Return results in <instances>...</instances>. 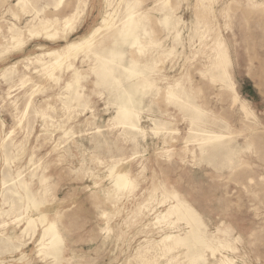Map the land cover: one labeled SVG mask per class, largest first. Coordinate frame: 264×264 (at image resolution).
<instances>
[{"label":"rangeland","instance_id":"1","mask_svg":"<svg viewBox=\"0 0 264 264\" xmlns=\"http://www.w3.org/2000/svg\"><path fill=\"white\" fill-rule=\"evenodd\" d=\"M112 1L116 24L126 9L119 0ZM166 1L138 0L135 4L133 12L147 17V33L144 28L138 30V35H144H140L141 44L127 49L122 61L128 59L124 62L128 66L131 62L146 65V78L155 81V89L143 98L145 133L140 134L112 121L117 109L113 91L97 80L94 54L81 52L75 61L74 57L67 61L78 68V82L64 71L65 66L47 79L34 58L41 52L39 45L45 46L44 51L79 40L100 17L94 4L87 7L82 24L67 41L51 42L26 33L35 15L27 2L16 6L18 0H0V240H5L0 241V264L52 262L39 252L42 226L35 235L22 234L25 209L14 208L13 213L10 203H1L7 190L20 187L21 179L43 202L40 209L64 238L62 264H190L186 247L164 251L160 244L166 234L183 236L187 231L185 222H177L176 217L157 222L174 202L166 198L174 191L199 213L209 235L221 227L233 229L231 234L239 237L232 242L236 249L224 252L225 256L236 264H264V0L167 1L182 20L178 39L176 30L163 28L158 21ZM77 4L78 0H64L59 11L49 7L41 17L53 20L71 15ZM101 4L98 0L97 8ZM12 23L25 31L24 50H16L9 42L7 30ZM113 29L102 30L98 40ZM221 41L227 48L234 88L251 115L241 111L232 92L216 78L221 71L214 68ZM110 63L126 86L122 63ZM177 82L182 84L174 86L180 101L166 93L167 86ZM68 83L72 86L67 87ZM75 92L80 95L73 99ZM192 101L210 120L230 126L217 130L240 145L237 164L219 167L208 161L210 153L201 151L190 113L180 110L183 102ZM157 119L165 123L159 130H155ZM114 167L128 173L132 190L115 191L110 174ZM16 245L18 249H13ZM206 254L209 264L221 263L219 254Z\"/></svg>","mask_w":264,"mask_h":264},{"label":"bare ground","instance_id":"2","mask_svg":"<svg viewBox=\"0 0 264 264\" xmlns=\"http://www.w3.org/2000/svg\"><path fill=\"white\" fill-rule=\"evenodd\" d=\"M97 1L98 0H78L77 9H75V11H73L71 13V15H66V16H61V17L58 16L53 20H51L49 18H42L41 13H43L49 7H53V9L55 11H59L61 9V6H62L64 0H32V1L31 0H18V3L16 4V6H18L19 4H24V2H27L31 6V8L33 10H35L33 23H31L30 26H27V32L26 33L29 34L28 36H30L36 40H40L42 38L44 40L56 42L58 40L67 41L68 36L70 34H72L73 32H75V30H77V28H76L77 25L79 23L82 24V22H83L82 19H83V16H85V14H86L87 7L91 3L94 4L93 7H95V9L99 11L98 16H100V17H98L94 20V23H93L94 26H92V28L91 27L88 28L79 40L72 41V42L68 41L62 47L53 48V49L44 50V51H42V50L44 49L45 46L39 45L37 48L39 50H41V52L34 58H36V62L41 63L43 69L45 70V75H46L47 79L48 78L52 79L54 76L55 70L62 69L63 66H65L64 71L66 70L65 72L71 73L72 77H74L73 78L74 81L78 82V81H80L79 80V76H80L79 70L75 66V64L72 63L71 61L72 60L75 61L77 59V55L81 52H85V53H87V55L89 53L94 54V57L97 59L96 61H98V67L96 68L97 80L99 81V83L110 88L113 91L114 104H115V106H117V109L115 111L116 116L114 115V118H112V121H116L118 123V125H121L126 129H130V132L132 130H134L140 134H144L145 130L141 126V122L143 119V113L145 112L143 98L146 96V94L148 92L153 91L155 89V88H153L155 81L149 82L148 79L146 78V74L144 72L146 70V69L144 70L146 65L145 66L139 65L137 63L131 62V64L128 66L127 64H124V62L128 60L127 58H126L127 60H125L123 63H122V61L125 57V53H126L127 49L133 48L135 46H139L141 44L140 35L142 34V32L139 33L140 35H138L137 32L140 28L142 30V28L146 27L145 22H147L146 21L147 17L145 14L139 15V13H138V15H137V13L133 12V7L138 2V0H119L120 1L119 4H125V9H126V12L124 11L125 17L123 15L124 18L120 19L118 22H116V24H114L115 23V21H114L115 16H114V13L112 12L113 1L112 0H102L101 7L98 6L99 8H97V6H96ZM167 1L169 2L170 0H167ZM167 1L163 2V5L161 6V9H160L161 18L158 19V21H160L162 23V25H164L163 28H166L165 26H167L168 28L170 27V28L176 30V36L175 37H177V39H178L179 35H180V31L177 29V27L181 24L182 20L180 17H177L175 15L173 9H171L169 7V4ZM124 12H122V13H124ZM36 19H37V21H36ZM81 20H82V22H81ZM98 21H99V23L101 22L99 25L97 24ZM57 25H60V26H57ZM104 29H113V30L105 38L98 40V36L101 34L102 30H104ZM143 31L145 33H147V30L145 28ZM7 32H8L10 44H12L13 47L16 48V50L18 49V51L24 50L23 48L26 45V41L23 39V35L25 34L24 33L25 31L22 28H20L17 24L12 23L8 27ZM142 36H144V35H141V37ZM150 38H151V36H150ZM148 40H150V39H148ZM176 41L177 40H175V42ZM219 47L220 48H219L217 55H216V61L214 63V68L215 69H221V71L218 73L216 78H218L220 81L224 82V87L228 88L232 92L231 94L233 95L232 96L233 102H235V103L239 102L241 111L245 112V114L247 116L251 115L252 114L251 109L245 103V101H243L241 99V97L239 96V94L237 93V91L234 88V82L232 80L231 73L228 71L230 60L227 56V48L225 46V43L222 41L219 42ZM139 50H140V48H139ZM43 57H47L48 60L44 59ZM72 57H74V58L72 60H70V62L67 63V61L69 59H71ZM111 61H116V62L122 63L120 65L123 68L122 70H123L124 75H125L124 77H125V80L127 81L126 86L123 85V81L120 80L122 78L120 73H118V74L121 76V78L120 77H119L120 79L118 78V76L116 74L117 69L110 67ZM129 62H130V60H129ZM148 70H150V69L148 68ZM120 72H121V70H120ZM203 73H206V72H203ZM0 79H1V77H0ZM58 79H59V77H58ZM180 82H177L176 84L174 83L172 85H168L166 88V93L168 94V96L170 98H176L177 101L178 100L180 101L181 97L175 93L176 87H174V86H177V87L182 86V84ZM71 86H72V83L67 84V87H71ZM104 86H103V89H105ZM148 86H149V89L147 88ZM74 88H75V85H74ZM78 93L75 92V94H73V99L77 98L80 95V94L77 95ZM99 93H101V92H99ZM183 93L186 95V97H188L187 92L185 90ZM112 98L113 97H111V99ZM187 100H189V99L187 98ZM78 103L80 105V102H78ZM172 103H170V104L172 105ZM82 106H84V105L82 104ZM111 107H113V106H111ZM78 108H79V106H78ZM180 108L179 109L183 110V112L188 111L190 113L189 116L192 118L193 124L196 126L195 131L197 133H199V134H197L198 139H199L198 141L200 142V144L198 143L199 147L203 153L207 152V151L210 153V158L208 155H207L208 158L207 157L206 158L208 159V161H210L211 164L213 161L216 162L215 166L219 165V167L223 166V165H227V164H229L230 166L237 164L238 161H237L236 157L240 151V145L238 143H233L232 140L230 139V137H228L229 136L228 134H224V133H222V131L217 130L219 128L227 129L230 126H228L227 124L220 126L214 120H210L208 118V113L200 105L193 104V101H192V103L183 102L181 104ZM114 110H115V108H114ZM149 110H150V108H149ZM33 113H32V115H33ZM186 115H188V114H186ZM190 117H189V119H190ZM43 119H46V117ZM46 120H48V119H46ZM117 123H115V124H117ZM154 124H155V130L156 129L159 130L161 128V126H165V123L158 121V119L154 120ZM50 125H51V123H50ZM216 126H218V127L216 128ZM25 132H27V131H25ZM10 135H11V133H10ZM99 136H97V137H99ZM192 136H193V134H192ZM195 137H196V135H195ZM128 138H130V137H128ZM135 139H137V138H135ZM130 144H131V142H130ZM97 145H98V143H97ZM100 145H101V143H100ZM6 147L8 148V146H6ZM203 153H202V156H203ZM16 154H18V153H16ZM133 154H135V153H133ZM203 157H205V156H203ZM207 159H206V161H207ZM28 163H29V161H28ZM9 168L11 169V167H9ZM121 169H123V168H121ZM216 169H217V167H216ZM7 171H6V173H7ZM110 174H111L113 181L111 179L110 180H111V182L114 183V186H115L114 188H116L115 191H117V193H118V191L120 193V191L132 190L134 188V183L131 180V178L129 177L128 173L123 172V171H117L116 167H114V168H111ZM30 175H31V173H30ZM33 176H34V174H33ZM5 178H7V177H5ZM21 180H20V184L18 183L19 184L18 186H20L19 188H21L22 191L18 187H16L15 189L11 188L12 190L11 189L7 190L8 189V187H7L6 190H7L8 194L7 193L3 194V200L1 203H3V201L5 204L10 203V206L12 205L11 210L16 209V211H18L20 209L21 210L25 209V213L27 214V216H26V227L24 226L25 229L23 228V232L21 231L22 234H30V232H33V234L35 235L36 232L38 231L39 225L42 226L43 232L41 231L42 232L41 239L39 240L41 248H40V250L38 249L40 254H42L44 259L47 260L50 258L52 260V262H49L46 264H62L64 262L63 261L64 260L63 259L64 238L61 235V233L59 232L56 223L55 222H49L46 214L40 209L43 202L41 200L39 201L38 198L36 197L34 191H32L29 188L27 183L21 182ZM40 184H41V182H40ZM122 193L123 192H121V194ZM153 197H154V195H153ZM166 198H170L174 202H172L169 205L168 209L165 212H162L158 216L157 222L160 223L163 220H167L171 217H176L177 222H185V224L187 225V231L183 236L182 235H173V234L164 235L162 237V239L160 240V244H162L161 246H163V248L165 249L164 251H170L174 247H177V246L186 247L187 251H188L186 254V258L189 259L190 264H209L208 259H207V254H206L207 252H210L212 257H216V255L219 254L221 256V258H220L221 263L220 264H236V262L233 258H229V256L224 255V252L233 251L234 249H236L233 246L232 242H235L239 238V237H235L231 234L233 232V229L231 227L218 228L217 234L209 235L208 227H207L206 223L204 222L202 217L199 215V213L187 201L182 200L179 197V195L177 193H175V191L172 193H167ZM113 199H115V198H113ZM42 200H45V199H42ZM13 213H14V211H13ZM18 213H20V212H18ZM2 217H4V216H2ZM164 222H166V221H164ZM220 224H222V223H220ZM10 238H12V237H10ZM0 241H5V240H0ZM19 244L20 243H18V246H19ZM12 246H14V245H12ZM12 248L18 249L17 245H16V247H12ZM2 249H3V247H2ZM8 250H12V249H8ZM161 250H162V248H161ZM3 251H4V249H3ZM171 254H173V253L171 252ZM4 255H6V253ZM211 255H210V257H211ZM161 259H162V257H161ZM172 264H173V262H172Z\"/></svg>","mask_w":264,"mask_h":264}]
</instances>
